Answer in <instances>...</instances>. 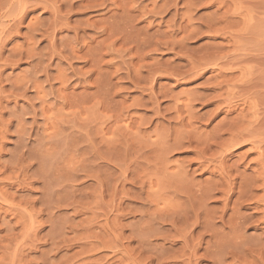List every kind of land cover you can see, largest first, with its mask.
<instances>
[{
	"label": "rangeland",
	"instance_id": "374dc122",
	"mask_svg": "<svg viewBox=\"0 0 264 264\" xmlns=\"http://www.w3.org/2000/svg\"><path fill=\"white\" fill-rule=\"evenodd\" d=\"M0 264H264V0H0Z\"/></svg>",
	"mask_w": 264,
	"mask_h": 264
},
{
	"label": "bare ground",
	"instance_id": "6f19581e",
	"mask_svg": "<svg viewBox=\"0 0 264 264\" xmlns=\"http://www.w3.org/2000/svg\"><path fill=\"white\" fill-rule=\"evenodd\" d=\"M140 11H141V10H140ZM144 11H145V10H144ZM146 12H148V11H146ZM146 12H145V13H146ZM141 13H142V12H141ZM141 13H140V14H141ZM142 16H143V15H142ZM145 18H146V17H145ZM143 19H144V18H143ZM233 126H234V125H233ZM231 136H232V134H231ZM235 136H236V135H235ZM233 137H234V136H233ZM237 137H238V136H237ZM237 139H238V138H237ZM231 140H232V139H231ZM233 140H234V139H233ZM235 141H236V139H235ZM231 143H232V142H231ZM231 145H232V144H231ZM192 208H193V207H192ZM195 208H196V207H195ZM197 208H198V207H197ZM190 210H191V209H190ZM191 211H192V210H191ZM201 211H202V210H201ZM185 236H186V235H185ZM222 238H223V237H222ZM181 240H182V239H181ZM225 240H226V239H225ZM184 241H185V240H184ZM222 243H224V242H222ZM190 244H191V242H190ZM226 246H227V245H226ZM191 247H192V245H191ZM191 247H190V249H191ZM195 248H196V247H195ZM192 249H193V248H192ZM188 250H189V249H188ZM222 250H223V249H222ZM193 251H194V250H193ZM193 251H192V252H193ZM212 253H213V251H212ZM214 253H215V252H214ZM216 253H217V252H216ZM222 253H223V252H222ZM207 254H209V253H207ZM220 254H221V253H220ZM220 254H219V255H220ZM209 255H210V254H209ZM212 255H213V254H212ZM216 255H217V254H216ZM216 258H217V257H216ZM216 258H215V259H216ZM217 259L219 260V258H217ZM223 260H224V259H223ZM225 261H226V260H225ZM209 262H210V261H209ZM219 262H221V260H219ZM221 263H222V262H221Z\"/></svg>",
	"mask_w": 264,
	"mask_h": 264
}]
</instances>
